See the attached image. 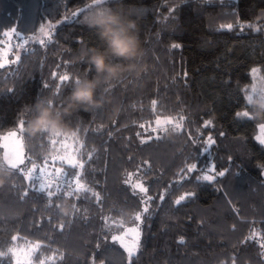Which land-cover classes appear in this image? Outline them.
I'll return each instance as SVG.
<instances>
[{"label": "trees", "instance_id": "1", "mask_svg": "<svg viewBox=\"0 0 264 264\" xmlns=\"http://www.w3.org/2000/svg\"><path fill=\"white\" fill-rule=\"evenodd\" d=\"M91 3L0 0V49L13 29L30 37L47 26L52 37L42 39L43 45L38 40L23 45L20 62L0 69V251L39 243L30 262L22 264H128L127 253L111 237L135 226L130 217L143 194L137 189L133 195L129 184L141 182L154 199L140 225L141 249L132 264H233L234 259L264 264V146L255 140L264 108L246 101L251 69L264 72V0H108L104 7L136 24L145 54L136 72L101 81L98 107L67 112L62 132L79 128L84 159L92 152L87 183L103 197V211L91 193L79 200L61 193L51 205L34 190L20 198L29 182L4 170L2 136L17 130L21 120L28 129L38 100H54L53 71L73 77L62 99L54 100L60 111L75 79L96 76L86 53L103 42L86 23L88 11L78 15L79 22L71 19L73 11ZM154 99L156 113L186 117L181 129L169 124L166 132L152 131ZM24 137L26 152L63 154L59 143L42 150L41 133L26 131ZM209 137L215 143L209 145ZM190 164L197 168L187 173ZM213 165L215 172L227 170L225 176L198 179L215 175L209 171ZM189 192L195 196L175 203ZM12 235L18 237L14 242ZM0 262L15 264V255Z\"/></svg>", "mask_w": 264, "mask_h": 264}, {"label": "snow or ice", "instance_id": "2", "mask_svg": "<svg viewBox=\"0 0 264 264\" xmlns=\"http://www.w3.org/2000/svg\"><path fill=\"white\" fill-rule=\"evenodd\" d=\"M81 3H84V0H81ZM108 3V0H92L91 4H88L85 8H81L79 12L73 11L71 13V19L75 22L78 21V15L83 14L85 11L91 12L95 10L96 8H106L104 5ZM69 19V17H65V20ZM229 28H231V25H228ZM13 32L16 30L13 29ZM95 31V30H94ZM41 32L45 33V35L49 36V40L52 39L50 33H46L44 28H41ZM5 35H8V33H5ZM19 36V33H17ZM23 38V37H20ZM39 43L41 45L45 44L44 40H40ZM172 47H180V45L174 44ZM21 56L18 53L15 56V59L9 61L7 59V52L0 53V69H4L6 65L12 64L15 65L18 62H20ZM65 65H69L70 61H65ZM57 69L61 67L60 64H57ZM91 67V66H90ZM251 72L255 74L257 72L256 68L251 69ZM51 77L53 81H58L55 83V92H54V100H60L63 96V89L66 87H70L71 83L73 81V77L69 75L67 72L63 74H59L56 71H53L51 73ZM75 83L78 82V79H75ZM45 88H50L51 86L48 83L44 84ZM9 91H12L11 89ZM54 100H49L50 106L53 108V110H58V108L62 107L61 104H55ZM248 100L251 102L252 97L249 96ZM262 100H264V97H262ZM151 104L153 106V115L155 116V124L162 128L163 131H168L166 127H163L164 125H173V130H178L183 127V124L185 122L186 117L184 115H179L178 119L177 117L173 116H166L163 112L156 113L155 108L158 105L157 100H152ZM261 107H264V103L261 104ZM32 116L35 115V110H32ZM237 115H241L240 113H237ZM243 116L247 117L248 112H244ZM205 126H208L211 124V121H205ZM140 128H145V125L141 123L139 125ZM262 128H264V125H262ZM28 131L25 129V121L21 120L19 121L18 128L16 131H9L6 136L3 137L4 141H8L9 138H15V148L12 149V156H9V145L8 143H5L3 147L5 148L4 153V165L6 167L4 170L6 172H11L15 170L16 173L23 176V178L29 182V187H26L23 191L21 199H24L25 197L29 196V191L34 190L37 193H42L44 196L47 197L49 205L52 203L53 197H59L62 193L63 196L69 197L75 200H79L82 198V194L84 199H89L87 193H91V196L94 197L95 203L98 207H100L101 211H103V197L100 195L99 192L93 191V189L88 185L87 183V169L86 165L89 164V162L92 159V152H87L88 159H84L85 152L82 151V149L85 148V144L80 140V138L77 136V132L80 131L79 128H77V131L72 132L70 135L65 134L62 132H55V133H49L47 131L41 132L40 139L43 141L42 144V150H47V145L50 144L52 146L57 145L59 143L61 145V148L63 149V154H59L60 149H55L54 151L56 154H52L51 152L49 155H40L39 153H35L32 148H29L28 151H25V143H24V133ZM85 133L88 132V129H84ZM93 132L98 131V129H93ZM153 132H156L157 129L153 128ZM29 132V131H28ZM30 133V132H29ZM19 134V135H18ZM110 134V133H109ZM61 135L65 136V139L62 141H58L54 137H60ZM139 135V133H137ZM46 137V139H45ZM191 139V136L189 137ZM71 139L74 141L73 145H69L67 141ZM151 139V137H149ZM146 142L142 140V143ZM195 143V141H193ZM215 143L214 140H212L211 137L208 138V144L211 145ZM261 143H264V141H261ZM75 145H79V147H76ZM145 164L148 162L145 161ZM197 168L196 164H190L186 168L187 173H191L195 171ZM185 171L182 169V172ZM209 171L215 172V166L213 165ZM227 170L224 171H218L215 172V175H204L203 177H198V179H203L206 181H213L217 177H224ZM39 181V186L36 187L35 182ZM126 184H129V181H125ZM129 186L133 189V195H136V190L138 189L139 193H142L143 195L140 197L139 200V207L136 208L133 212V215L130 217V219L134 222L135 226L127 228L123 231L121 235H113L111 237L112 242H118L120 247L124 249V251L127 253L128 257V264H132L133 258L137 256V252L141 249V228L140 225L144 222V219L146 218V215L150 212L151 202L153 201V197L148 195V188L141 182H137L136 184H129ZM194 192L185 193L184 195H181L175 203L179 205L182 201H184L186 198L194 197ZM161 201H163L164 196L161 195L159 197ZM57 207H59L57 205ZM75 208V205H73ZM102 219L107 222L110 217L108 216H102ZM64 225H59V230L63 231ZM125 237H131L130 240H126ZM18 239L17 235L11 236V241H16ZM181 243H183V238H181ZM261 248H264V243H262ZM6 248L5 251H0V257H6L11 255L16 256L15 264H22V261L20 257L17 255L16 250L14 247H10L5 245ZM41 245L37 243L33 250L28 253V255H32V253L39 249ZM51 259V258H50ZM2 264V262H0ZM40 264H44V261L41 260ZM233 264H236L235 259L233 260Z\"/></svg>", "mask_w": 264, "mask_h": 264}, {"label": "clouds", "instance_id": "3", "mask_svg": "<svg viewBox=\"0 0 264 264\" xmlns=\"http://www.w3.org/2000/svg\"><path fill=\"white\" fill-rule=\"evenodd\" d=\"M86 23L103 42L102 48H90L86 53L96 76L93 79H78L63 111L53 110L49 100H38L34 106L35 115L27 129L33 135L44 131H65L63 117L71 109L95 108L100 105L96 90L101 81L115 80L139 69V62L145 53L136 24L131 19L112 9L96 8L89 12Z\"/></svg>", "mask_w": 264, "mask_h": 264}, {"label": "rangeland", "instance_id": "4", "mask_svg": "<svg viewBox=\"0 0 264 264\" xmlns=\"http://www.w3.org/2000/svg\"><path fill=\"white\" fill-rule=\"evenodd\" d=\"M45 32L48 33V27L45 26L43 27ZM8 35H6L7 38V42L3 44V47L0 49V53L3 52H7V59L10 55H13L14 57L20 52L21 49L23 47V45L27 44L28 42H31L33 40H42L44 38H46L48 35H45V33H42L41 30L36 34V35H32L30 37H23V36H18L17 34H15L13 31L7 32ZM23 37V38H20ZM14 50V52H13ZM252 78H253V83L251 86V89L249 91V94L246 97V101L249 105H256L261 107V104L264 103V100H262V97H264V72H259L257 70V72L255 74L252 73ZM251 96L252 100L251 102L248 100V97ZM264 108V107H262ZM262 125H258L257 128V132L255 135V140L264 146V143H261V141H264V128H262ZM166 125H164L163 127H165ZM154 128L156 129H161L160 127H158L156 124L154 126ZM16 131V130H14ZM7 133L5 135L2 136V145H4L5 143H8L9 145V156H12V149L15 148V138H9L8 141H4L3 137L6 136ZM19 135V134H18ZM69 145H73L71 142H67ZM4 149V153H5V148ZM263 176H264V172H263ZM127 228H124L122 230L121 233L115 234V235H121L123 233L124 230H126ZM126 240H130L131 237H125ZM34 248V245H27V246H22V247H17L15 248L17 255L20 257L22 263H29L34 252L32 253V255H28V253L30 251H32ZM15 261H16V256H15Z\"/></svg>", "mask_w": 264, "mask_h": 264}, {"label": "built area", "instance_id": "5", "mask_svg": "<svg viewBox=\"0 0 264 264\" xmlns=\"http://www.w3.org/2000/svg\"><path fill=\"white\" fill-rule=\"evenodd\" d=\"M39 182V181H38Z\"/></svg>", "mask_w": 264, "mask_h": 264}]
</instances>
